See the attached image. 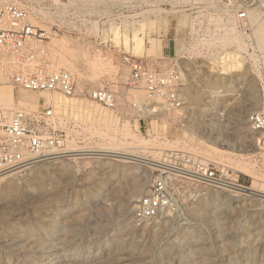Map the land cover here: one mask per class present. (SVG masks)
<instances>
[{
	"label": "rangeland",
	"instance_id": "rangeland-1",
	"mask_svg": "<svg viewBox=\"0 0 264 264\" xmlns=\"http://www.w3.org/2000/svg\"><path fill=\"white\" fill-rule=\"evenodd\" d=\"M18 1L34 25L51 26L42 0ZM162 9L155 17L112 25L95 36L100 45L65 33L44 43L37 56L47 71H67L76 81L74 96L56 94L52 101L54 115L70 124L69 154L108 149L162 162L176 152V160H164L175 166L187 153L237 171L245 189L256 192L201 186L190 191L179 181L169 191V206L137 224L136 205L157 166L67 154L0 178V264H264V156L245 121L249 112L264 108V81L250 69L245 52L221 42L211 16L191 15L181 2ZM258 18L264 23V16ZM140 37L146 49L134 52ZM125 55L141 58L151 69H178L184 108L152 115L132 107L148 102L143 91L125 89ZM1 74L14 97L10 105L0 103L4 111L37 110L49 102L46 95L14 89L8 74ZM102 80L117 93L115 111L87 98Z\"/></svg>",
	"mask_w": 264,
	"mask_h": 264
},
{
	"label": "built area",
	"instance_id": "built-area-1",
	"mask_svg": "<svg viewBox=\"0 0 264 264\" xmlns=\"http://www.w3.org/2000/svg\"><path fill=\"white\" fill-rule=\"evenodd\" d=\"M177 2L183 3L191 15L203 11L215 21L234 26L244 39L250 69L254 68L257 79L264 81V54L256 49L252 37L253 15L264 16V0H67V3L42 0L45 14L53 18L51 26L45 29L32 23L28 9L18 0H0V73L8 71L14 89L49 98L37 110L19 107L5 113L0 107V178L69 154L70 124L54 115L52 101L56 94L74 96L76 81L67 71H47L46 61L37 56L43 53L47 40L65 33L84 35L89 45H100L95 36L109 32L112 25L132 23L148 15L155 17L163 13L162 8H174ZM191 20L186 32L187 45ZM101 44L106 45V40ZM121 62L129 70L126 91L141 90L148 102L133 103L138 112L159 115L184 108L179 93L183 77L178 69H151L141 58L131 55H125ZM86 95L105 110L117 109V93L107 80H102ZM245 121L255 134V147L264 156V108L249 112ZM177 156L176 152H169L162 162H157L152 183L134 211L137 224L155 219L169 206V191L179 181L190 191L197 186L223 191L247 188L237 171L198 160L191 154H181L175 166L164 161L176 160Z\"/></svg>",
	"mask_w": 264,
	"mask_h": 264
},
{
	"label": "bare ground",
	"instance_id": "bare-ground-1",
	"mask_svg": "<svg viewBox=\"0 0 264 264\" xmlns=\"http://www.w3.org/2000/svg\"><path fill=\"white\" fill-rule=\"evenodd\" d=\"M253 22L256 24V26H255L256 28L254 29L253 36H252L253 40L255 42V47H256V49L259 52L264 54V52H263L264 51V23L263 22H259V18H258L257 14L253 15ZM216 24H217V28L221 32V38H220L221 42H223L224 44L225 43L232 44V45H234L236 47V49L238 51H242L243 53L244 52L246 53L244 39L235 30L234 26H232L231 24H226L225 22H221L219 20L216 21ZM178 44H181V43H179V41H178ZM131 49H133V48H131ZM145 49H146L145 42L143 41V39L141 37L138 38L136 40V42H135L134 52H137L138 50L139 51H144ZM181 49H182V46L179 47V50H181ZM130 53H132V52H130ZM2 73H4L7 76L8 71L7 70H3ZM3 80H4V75L0 73V103H3V104L7 103V104L10 105V103L14 100V97H13L12 92L10 90L6 89V87L4 86L5 84L2 83ZM48 100H49V98H48ZM24 101L26 102V104H31V100L30 99L24 100ZM53 102H55V98L54 97H53ZM4 112L8 113L9 111H4ZM83 152H88V153H86L88 155L112 156V157H117V158H121V159H124V160H132V161H136V162H146L148 164L154 165L155 167L157 166V162L154 161V160H150V159H146V158H143V157L135 156L133 154H124V153H121V152L112 151V150H108V149H105L103 151H100V150H88V151L76 150V151H74L73 150L72 153L68 154V156L84 155L85 153H83ZM237 191H243V192H248V193L256 192L254 189H238Z\"/></svg>",
	"mask_w": 264,
	"mask_h": 264
},
{
	"label": "crops",
	"instance_id": "crops-1",
	"mask_svg": "<svg viewBox=\"0 0 264 264\" xmlns=\"http://www.w3.org/2000/svg\"><path fill=\"white\" fill-rule=\"evenodd\" d=\"M144 42H145V40H144ZM146 47V46H145Z\"/></svg>",
	"mask_w": 264,
	"mask_h": 264
}]
</instances>
